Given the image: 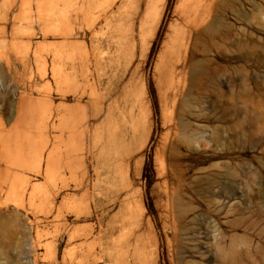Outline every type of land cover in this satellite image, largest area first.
Returning <instances> with one entry per match:
<instances>
[{"label": "rangeland", "instance_id": "obj_1", "mask_svg": "<svg viewBox=\"0 0 264 264\" xmlns=\"http://www.w3.org/2000/svg\"><path fill=\"white\" fill-rule=\"evenodd\" d=\"M237 1L219 3L213 30L190 40L186 56L202 62L198 69L186 60L172 77L170 67L156 65L178 0L165 1L148 49L139 56V42L129 68L106 47L94 48L91 36L105 42L106 29L89 32L87 51L79 49L81 0H0V264H92L83 254L101 245L100 228L122 224L113 238L143 233L148 250L156 248L150 264H264V0ZM78 63L88 66L87 81ZM108 104L113 123L104 122ZM97 111L81 197L79 120ZM34 150L39 170L31 166ZM113 152L128 162L129 186L116 182L109 191ZM14 181H27L23 199ZM138 200L145 230L129 220ZM79 229L92 235L79 237Z\"/></svg>", "mask_w": 264, "mask_h": 264}, {"label": "bare ground", "instance_id": "obj_2", "mask_svg": "<svg viewBox=\"0 0 264 264\" xmlns=\"http://www.w3.org/2000/svg\"><path fill=\"white\" fill-rule=\"evenodd\" d=\"M165 1L166 0H81V3L79 5V38L83 40V42H79V49L81 50L82 48L84 49V51L86 50V46L84 43V40L87 38L88 33L93 31L95 33L96 29H106V34L107 37L105 42L97 40L96 36H94V34L91 36V42L94 44V48L98 49V48H103L106 47V49L109 50V52L113 53L110 56L111 60L116 59L117 60V64L120 65L121 61L125 63H127L126 65L128 66V68L131 66L132 60L135 58V55H137L136 51H137V47H138V43L140 42V46L142 49V54L144 55V51L148 49L149 45H150V41L153 39L156 30L159 26L160 20L162 18V12H163V8L165 5ZM230 1V0H227ZM39 2V1H38ZM105 2V3H104ZM222 2H226V0H178L177 5H176V10L175 12L177 13V21L172 24L169 25L167 33L165 35V39L162 42L161 45V49L157 55V65L156 67L160 69V67H163L165 69V67H170V72L171 75L170 76H176L177 73V66L179 65L180 62H182V67H184L186 60H188L187 58V48L189 45L190 40L192 39V37H199L201 34L208 32V31H212L213 28L215 27L216 21H217V17H216V12L218 11L217 9L219 8V3ZM234 2V1H233ZM237 2H240L237 1ZM14 3V2H13ZM54 3V2H52ZM227 3V2H226ZM22 5V4H21ZM20 5V6H21ZM58 5V4H57ZM232 5V3H231ZM30 7V6H29ZM96 10V16L89 21L90 18H92V14L95 13V9ZM40 10V9H39ZM230 10V9H229ZM227 11V10H226ZM226 13V12H225ZM6 18V17H5ZM217 18V19H216ZM223 19V18H222ZM13 20V19H12ZM223 22V21H222ZM218 23V21H217ZM43 24V23H42ZM222 24V23H221ZM217 29V28H216ZM229 28H227L228 30ZM14 30V29H13ZM12 30V31H13ZM225 30V29H224ZM216 31V30H215ZM214 31V32H215ZM105 32V31H104ZM229 32V31H228ZM66 37V36H64ZM69 41V40H68ZM71 42V41H69ZM61 44V42H60ZM58 45V44H57ZM55 46V45H54ZM75 48V46H73ZM90 48V47H89ZM93 48V46H92ZM93 50V49H92ZM87 51V50H86ZM76 52V51H75ZM94 52V51H93ZM65 53V52H64ZM63 53V54H64ZM138 53H140V50L138 51ZM75 54V53H74ZM83 54V52L81 53ZM86 54V55H85ZM84 55L87 57L88 53L86 52ZM38 55V56H35ZM40 54H38L36 52V54H33V56L35 57V59L39 57ZM76 55V54H75ZM53 56V55H52ZM74 56V55H73ZM98 56V55H97ZM115 56V58H114ZM28 57V56H27ZM68 57V56H67ZM82 57V56H81ZM142 57V56H141ZM140 57V59H142ZM40 58V57H39ZM71 58V57H70ZM73 58V57H72ZM79 58V57H78ZM139 58V57H138ZM144 58V57H143ZM28 58H26L25 60H27ZM36 59V61H37ZM43 59V58H41ZM69 59V58H68ZM82 59V58H81ZM84 59V58H83ZM39 60V59H38ZM51 60V59H50ZM86 60V59H85ZM84 60V61H85ZM94 60V67L96 68L99 64V59L97 57H93ZM8 60L6 59V62ZM43 62V60H41ZM45 61V59H44ZM67 61V60H66ZM65 60L63 62H66ZM74 61V58L71 60ZM77 61V60H75ZM205 61V60H204ZM30 62V61H29ZM40 62V61H39ZM37 61V65H39V63ZM62 62V63H63ZM87 62V61H86ZM115 62V61H114ZM188 62L191 64V67L193 66V70H197L199 65L202 63L201 61H196L194 60V56L193 54L191 55V57L189 58ZM8 63V62H7ZM21 63V61H20ZM28 63V62H27ZM60 63V64H62ZM73 63V62H72ZM81 63V61H80ZM85 63V62H84ZM88 63H90L88 61ZM22 64V63H21ZM43 64H46L43 62ZM52 64V63H51ZM54 64V63H53ZM52 64V65H53ZM74 64V63H73ZM79 64V63H78ZM83 64V62H82ZM91 64V63H90ZM23 65L25 66V62L23 63ZM42 65V64H41ZM89 65V64H88ZM133 65V64H132ZM72 66V64H71ZM78 66V65H77ZM86 66V65H85ZM84 65H80L79 64V73L80 75L86 79L85 81L88 80V76L91 74L89 68L85 67ZM125 67V66H123ZM135 67V66H134ZM133 67V68H134ZM190 67V66H189ZM59 68V67H58ZM72 69V68H71ZM125 69V68H124ZM138 66H136V68H134V71H137ZM183 69V68H182ZM45 70V69H44ZM54 70V69H53ZM52 70V71H53ZM117 70V69H116ZM128 70V69H127ZM132 70V69H131ZM163 70V69H162ZM180 70V69H179ZM76 70H74L75 72ZM183 71V70H182ZM54 72V71H53ZM69 72V71H68ZM71 72V71H70ZM166 72V71H164ZM178 72V71H177ZM44 73V72H42ZM56 73V72H55ZM184 73V72H183ZM182 73V74H183ZM59 74V73H58ZM58 74H56L58 76ZM68 74V73H67ZM65 74V75H67ZM103 74V73H102ZM180 74V73H179ZM41 75V74H40ZM60 75V74H59ZM75 75V74H74ZM169 75V74H166ZM55 76V75H54ZM168 76V77H170ZM42 77V75L40 76ZM69 77V76H68ZM61 77H59L60 79ZM171 78V77H170ZM186 78V76L184 77ZM173 83V82H172ZM67 85V84H66ZM65 86V85H64ZM173 86V85H172ZM171 88V86H170ZM67 90V88H66ZM91 94V93H90ZM88 96V95H87ZM105 98V97H104ZM98 99V98H97ZM102 99V98H101ZM91 101V100H90ZM95 101V100H94ZM97 101V100H96ZM103 103V102H102ZM26 104V103H25ZM92 104V102H91ZM95 103H93L94 105ZM90 105V104H89ZM91 105V106H93ZM98 105V104H96ZM95 105V106H96ZM80 106V105H79ZM101 106V105H100ZM94 107V106H93ZM97 107V106H96ZM102 107V106H101ZM24 108V106H23ZM110 104H108L106 107H104L106 114L104 117V122L106 123H113L111 122V115H110ZM95 109V108H94ZM100 111H102V109L100 108ZM113 112V111H112ZM99 111L91 113L90 115H84L82 118L80 117L79 120V161L81 163V165H83V169L84 172L81 175V179L79 180V190L84 188L83 193L81 194L82 196H86L88 195V170H86L87 165H85V161L87 157H95V144L93 142L97 141L93 139V137L95 138V133H97V131H95V128L93 127V124H91V120H96L97 117L99 116ZM112 114V113H111ZM113 116V115H112ZM113 120V119H112ZM115 120V119H114ZM125 120V119H124ZM134 120V119H133ZM91 121V122H90ZM140 121V120H138ZM137 122V121H135ZM123 123V122H122ZM138 123V122H137ZM114 125V124H113ZM112 125V126H113ZM118 124L115 125V127ZM133 125V124H131ZM98 126V125H97ZM96 126V127H97ZM107 126V125H106ZM110 126V125H109ZM134 126V125H133ZM136 126V125H135ZM130 127V126H129ZM113 128V127H112ZM111 128V129H112ZM117 128V127H116ZM115 128V129H116ZM132 128V127H131ZM135 128V127H134ZM137 128H138V124H137ZM113 129V130H115ZM112 130V132H113ZM19 131V130H18ZM105 131V130H104ZM126 131V130H125ZM135 131V130H134ZM20 132V131H19ZM23 132H26V130H24ZM22 132V133H23ZM124 132V131H123ZM131 132V131H130ZM129 132V133H130ZM133 132V131H132ZM16 133V131H15ZM125 133V132H124ZM127 133V132H126ZM137 133V132H135ZM17 134V133H16ZM78 134V133H77ZM111 133H109L110 135ZM132 134V133H131ZM21 135V133H20ZM19 135V136H20ZM25 135V133H24ZM71 133V137L73 138L74 136L76 137L77 135H74ZM121 135V134H120ZM129 135V134H128ZM18 136V135H16ZM26 136V135H25ZM130 136V135H129ZM129 136L126 135V137L128 138ZM108 137V136H107ZM112 137V136H111ZM125 137V139H126ZM123 139V137H121ZM134 132L133 135L131 136L130 142L129 143H134V140L136 141V139H134ZM168 138V136L166 137ZM21 139V140H20ZM17 139L18 140V148L22 149V144L21 141L23 143L25 137ZM32 139V138H31ZM74 139V138H73ZM76 139V138H75ZM112 139V138H111ZM116 139V138H115ZM20 140V141H19ZM99 140V139H98ZM124 140V139H123ZM167 140V139H166ZM172 140V139H171ZM29 141V139H28ZM32 141V140H31ZM35 141V140H34ZM126 141V140H125ZM8 142V141H6ZM10 142V141H9ZM32 143V142H31ZM123 143V142H122ZM127 143V142H126ZM136 143V142H135ZM21 144V145H20ZM30 144V143H29ZM36 144V143H35ZM34 144V145H35ZM113 144V143H112ZM111 144V145H112ZM115 144V143H114ZM113 144V145H114ZM165 146L167 145V141H165ZM33 145V146H34ZM105 145V144H104ZM136 144H134L135 146ZM140 145V144H139ZM7 146V145H6ZM16 146V148H17ZM36 146V145H35ZM116 146V145H115ZM114 146V147H115ZM120 146V145H119ZM129 146V145H128ZM127 146V147H128ZM8 147V146H7ZM28 147V145H27ZM32 148V146L30 147ZM112 148V147H111ZM117 147L114 148V150H116ZM122 148V147H121ZM130 148V146H129ZM141 148V147H140ZM29 149V148H28ZM34 149V147H33ZM32 149V150H33ZM123 149V148H122ZM131 149V148H130ZM24 150V149H23ZM120 150V149H119ZM129 150V149H128ZM11 151V150H9ZM8 151V152H9ZM18 151V150H17ZM108 151V150H107ZM112 151V150H111ZM117 151V150H116ZM115 151V152H116ZM122 151H125L122 150ZM31 152V151H30ZM10 153V152H9ZM24 153V152H22ZM32 153V152H31ZM117 153V152H116ZM115 153V154H116ZM122 153V152H121ZM118 154V153H117ZM125 154V153H124ZM10 155V154H9ZM26 155V153H25ZM29 155V154H28ZM33 155H35V163L31 164L34 165L35 169L39 170L41 167V161H42V156L41 153L39 151H35ZM114 155V152H113ZM112 155V156H113ZM123 154L115 156L114 158L112 157L113 160L108 159L107 160V168H106V175H105V180H107V185H109V191L111 190L112 186L116 184V182H118L119 184L122 185V187H126L125 185L127 184L129 186V184L127 183V176H128V166L125 163V160L122 157ZM30 156V155H29ZM104 156V155H103ZM110 156V155H109ZM124 156V155H123ZM51 157V156H50ZM101 157V156H100ZM133 157V156H132ZM131 157V158H132ZM21 158V157H20ZM34 158V156H33ZM32 158V159H33ZM109 158V157H108ZM125 158V157H124ZM50 160V158H48ZM96 159V158H95ZM24 160V158L22 159ZM31 160V159H30ZM127 160V159H126ZM109 161V162H108ZM19 162V161H18ZM84 163V164H83ZM25 164V163H24ZM96 164V163H95ZM85 165V166H84ZM23 166V164H22ZM97 166V165H96ZM95 166V167H96ZM81 167V168H82ZM26 168V167H25ZM28 170V169H27ZM83 171V170H82ZM165 174V173H164ZM100 176V173L97 172V177ZM101 177V176H100ZM77 179V178H76ZM100 179V178H99ZM16 181V180H15ZM15 181L12 183V187H14V185L19 186L17 184V182L15 183ZM20 181V180H19ZM72 181V180H71ZM78 181V180H77ZM91 181V180H90ZM103 181V180H102ZM129 181V180H128ZM75 182V181H74ZM109 182V183H108ZM19 183V182H18ZM66 183V182H65ZM64 183V185H66ZM76 183V182H75ZM78 183V182H77ZM94 183V181H93ZM16 186V187H17ZM21 186V183H20ZM21 189H15L18 190V192L16 191V193H18V197L20 199H23L29 191V187L27 185V181L24 182V187H20ZM63 187V186H62ZM118 187L120 188V186L118 185ZM123 187V188H124ZM23 188V189H22ZM37 188V186H32V191L29 194V197L31 198L34 194L35 189ZM66 188V187H65ZM75 188V186H74ZM117 188V187H116ZM118 188V191H119ZM93 189V188H92ZM107 189V188H106ZM105 189V190H106ZM113 189V188H112ZM126 189V188H125ZM108 190V189H107ZM106 190V191H107ZM105 191V192H106ZM127 191V190H126ZM20 192V194H19ZM108 192V191H107ZM106 192V193H107ZM117 192V191H116ZM15 193V194H16ZM119 195V194H118ZM107 196V194H106ZM102 197V196H101ZM178 197V196H177ZM104 198V197H103ZM106 198V197H105ZM18 199V198H16ZM82 199V198H81ZM92 200V199H91ZM111 200V199H110ZM125 200V199H124ZM18 201V200H17ZM136 205L133 204L132 206L130 205V207L128 206L129 209V220L130 221H134L139 229H143L145 230V226L148 229V224L144 222V217H143V213L141 212V210L143 211L144 209L141 208L140 206V201H136ZM88 203V201H87ZM106 203V202H105ZM13 204V203H12ZM16 204L15 206H19L18 202L14 203ZM104 204V203H103ZM125 204V203H124ZM62 205V203H61ZM127 205V204H126ZM104 206V205H103ZM23 207V205H22ZM53 207V206H52ZM59 209V208H58ZM78 209V208H77ZM87 210V209H86ZM90 210V209H88ZM60 211V210H59ZM77 211V210H76ZM75 211V212H76ZM102 211V210H101ZM73 212V211H72ZM90 212V211H89ZM81 212H79V217L81 216L80 214ZM85 213V212H84ZM77 214V213H76ZM89 214V213H88ZM87 214V215H88ZM127 215V214H126ZM126 220V219H125ZM124 220V221H125ZM41 221V220H40ZM39 221V222H40ZM127 221V220H126ZM122 223V222H121ZM113 224V223H112ZM127 225V224H126ZM130 225V224H129ZM136 226V227H137ZM82 227V226H81ZM90 227V226H89ZM99 227V226H98ZM80 228V227H79ZM85 228V227H84ZM123 228V224L119 226H114V225H109L107 226L106 229H102L100 228V230L98 231L97 235L95 236V239L98 240L100 242L101 245H98L99 247L97 249H87L90 251L86 250L84 251V256L85 258L87 257L91 259V263L92 264H99L101 263L105 258L108 260H112V258L114 257L115 262L117 261V264H150L149 263V256H151L152 254L156 253L155 252V247L152 251L148 250V243L145 241V238H143V233L136 235V237L131 238L130 234L127 237V234L124 233L126 236H122V232L120 233L121 235L117 238V239H121L122 240L118 242H115V239L113 238V234L115 233V231L117 232L118 229ZM82 229V228H80ZM79 229V237L84 236H90L92 235V228H91V232L89 233H85L82 231L80 232ZM150 229V228H149ZM85 230V229H84ZM76 231V230H75ZM126 231V230H125ZM124 232V231H123ZM149 232V231H148ZM119 233V232H118ZM117 233V234H118ZM139 233V232H138ZM141 233V231H140ZM153 235V234H152ZM114 239V244H112L113 248H111V246H109V238ZM111 238V239H112ZM106 241H105V240ZM116 239V240H117ZM102 240H104L106 245H102ZM153 237H151V242L153 244ZM96 242V241H95ZM94 242V243H95ZM112 242V243H113ZM81 245V244H80ZM93 245V244H92ZM95 245V244H94ZM87 246V245H86ZM104 246V247H103ZM35 248V247H33ZM88 248V247H86ZM94 248V247H93ZM32 249V248H31ZM35 250V249H34ZM83 252V250H81ZM81 252V253H82ZM68 253V252H67ZM151 253V255H150ZM82 255V254H81ZM155 255V254H154ZM72 258V257H71ZM81 258V256H80ZM79 260H82L80 259ZM84 258V259H85ZM83 259V260H84ZM153 259V258H152ZM151 261V260H150ZM88 262V261H87ZM152 262V261H151ZM82 263V262H80ZM86 263V262H85ZM89 264V263H87Z\"/></svg>", "mask_w": 264, "mask_h": 264}, {"label": "trees", "instance_id": "obj_3", "mask_svg": "<svg viewBox=\"0 0 264 264\" xmlns=\"http://www.w3.org/2000/svg\"><path fill=\"white\" fill-rule=\"evenodd\" d=\"M153 105H154V107H155V103H154Z\"/></svg>", "mask_w": 264, "mask_h": 264}]
</instances>
